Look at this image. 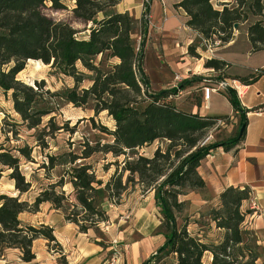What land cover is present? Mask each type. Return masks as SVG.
Returning a JSON list of instances; mask_svg holds the SVG:
<instances>
[{"label":"trees","instance_id":"obj_1","mask_svg":"<svg viewBox=\"0 0 264 264\" xmlns=\"http://www.w3.org/2000/svg\"><path fill=\"white\" fill-rule=\"evenodd\" d=\"M121 1L72 0L74 18L85 25L91 23L90 28L85 27L89 30L88 37L81 38L78 36L81 30L69 22L56 21L45 12L48 2L54 10L65 9L63 0H0V91L10 96L14 110L27 128L38 131L37 145L43 150L48 148L46 138H53L63 128L56 123L54 115L61 103L92 111L94 116L90 120L94 128H98L95 116L102 112L115 122L113 130L103 125L99 128L112 136L110 143L102 146L86 143L80 153L48 154L47 162L41 167L50 171L67 165V170L59 181L41 189L32 203L20 198L32 186L20 170V162L21 158L34 161L33 148L20 146L16 148L18 154H13L11 149L0 144V177L4 170H10L9 177L19 192L17 196L0 194V256L7 249H19L21 259L30 262L36 257L33 246L39 238L54 243L62 251L51 225L27 224L20 215L37 213L41 204L48 202L63 213L65 221L87 233L108 220L104 202L120 198L137 177L143 191L154 193L162 217L160 230L165 238L156 252L162 254V259L154 254L142 264H165L163 260L170 255L174 256L171 264H207V254L212 256L210 264H259L262 247L254 231L243 225L252 212L243 209L244 202L251 196L250 187H227L207 213L200 214L199 218L187 216L182 224L178 220L188 202L180 198L207 188L198 172L202 160L217 147L229 150L244 139L246 113L250 110L242 107L236 90L228 87L226 96L241 117L238 130L227 140L203 144L208 132L228 116H202L184 111L168 100L185 89L192 82L190 79L168 90L151 91L149 77L143 68V47L137 48L132 36L137 21L129 11L115 9ZM175 6L185 11L186 26L205 40L229 42L235 29L247 24L245 29L253 50L264 49V19H261L264 0H180ZM146 8L148 13L150 6ZM139 23L145 38L148 21L142 18ZM144 43L142 40L143 46ZM197 47L191 43L188 53L200 57ZM29 60H39L54 71L72 77L74 86L51 91L44 80H35L32 85L23 82L17 75ZM204 66L219 72L228 67V63L210 58ZM259 75L232 79L249 84ZM86 79L91 81L90 86L80 89ZM45 117L49 118L46 123L43 122ZM65 125L68 128V122ZM155 141H159V145L152 156L136 152ZM127 151L135 156L128 157L123 165L122 170L129 172L126 183L117 171L104 182L98 179L91 165L78 163L100 152L118 157ZM65 176L69 177L73 188L69 195L63 189ZM190 220L195 223L205 220V225L213 222L221 230V239H208L200 231H190Z\"/></svg>","mask_w":264,"mask_h":264},{"label":"rangeland","instance_id":"obj_2","mask_svg":"<svg viewBox=\"0 0 264 264\" xmlns=\"http://www.w3.org/2000/svg\"><path fill=\"white\" fill-rule=\"evenodd\" d=\"M63 3L66 5L65 9L54 10L48 2L46 4L45 12L56 21L71 23L75 28L81 30L78 33L79 37L87 38L89 30L85 29V27L90 28L91 23L85 25L74 18L72 14L74 3L72 0H63ZM152 3L153 0H124L119 8L121 9L122 7L133 6L129 12L137 22L132 36L136 47H143V68L149 77L151 91L168 90L181 83L184 79H190V71L188 68L193 67L192 64L197 62V59H204V61H206L207 59L214 58V48L219 41H208L197 34H193V40L191 43L198 46L196 52L200 57L191 56L188 53V46L190 44L186 47V52L183 53L184 49L181 48L176 41L182 40V38H171L162 33L160 27L161 24L159 21L157 23L156 19L160 16L163 23L165 13L163 14L160 10L157 11L156 7L152 11ZM147 5L150 6L148 13L146 12ZM215 5L218 7L216 2ZM173 7L176 9L175 6H170V8ZM152 13L154 17H152ZM142 18H145L149 25L148 34L145 38L140 32L141 26L139 22ZM262 18L264 19V17H261V19ZM151 27L152 33H150ZM246 27L247 24H243L242 28L245 29ZM142 40L145 41L144 46L142 45ZM187 58L188 60L190 58V61H192L191 64H184L187 62ZM204 63L202 64L201 62L198 64L199 66L197 69L199 71L205 72L204 69L206 67L204 66ZM78 67L81 66L78 65ZM177 76H179V79L176 80ZM201 76L202 75H200V77ZM17 77L23 82L31 85L34 84L35 80H44L47 88L51 91H62L65 88H72L75 84L72 77H68L54 71L51 69L50 65L30 60L27 62L24 70H22ZM234 77H236V75L231 74L225 68L222 71L212 73V76H210L207 81L209 85L206 86L215 87L217 89L221 82H225L227 85L222 86L218 89V91L222 89L226 91L228 87L235 89V84L240 87V84L243 83H239V80V82H237L236 79H229ZM224 78H228V80L226 81ZM90 84L91 81L86 79L81 83L80 89L89 87ZM181 93H183V90L179 91L178 95ZM237 94L239 97L241 96V93L240 95L239 93ZM178 95L169 97L168 100L175 103L174 101ZM210 103L212 115L228 116L227 119L219 120L217 125H215L208 132V134L212 136L209 141L212 142L226 137V134L228 133L227 131L229 130L230 125H232L231 123H233L238 115L230 111L232 109L231 103L223 93H213ZM54 115H56V123L63 128L56 132L53 138H46V141L49 143V147L43 150L37 145L36 135L38 134V131L27 128V126L22 122L20 115L14 110L10 96H7L0 91V144H3L6 148L11 149L13 154H18L16 148L20 146L29 145L33 148L32 157L34 158V161H28L25 158H21L20 162V170L25 175L26 179L32 182L29 192L21 195L20 198L22 200H27L30 203L35 200L41 189L51 183L59 181L66 173L67 165L57 166L50 171L41 167L42 163L47 162L48 154H61L69 151L80 153L83 145L86 143L94 146L99 143L102 146L105 143L112 142L113 139L112 136L99 129L101 125L106 126L110 130L115 128V122L107 115L106 112H102L95 116V123L98 128H94L93 122L90 120V117L94 116L92 111L76 108L73 104L61 103L59 111ZM48 119V117H45L43 122L46 123ZM66 122H68V128H66ZM234 132H237L236 126L234 128ZM158 145L159 141H155L149 146L137 149L136 152L140 155L150 157L153 155ZM132 156H135V154L130 151H127L126 154H122L118 157H115L111 153L105 154L100 152L89 159L79 160L78 163L91 165L98 179H102L104 182L109 181L117 171L118 174H122L123 183H126L129 172H124L122 168L125 164V160L128 157L131 159ZM9 173L10 170H4L2 172L0 177V194L5 193L10 196H17L19 195V192L15 189L14 181L10 179ZM68 181L69 177L65 176L66 183L63 189L66 191L67 195L72 194L73 192V188ZM217 197L214 199L210 198L205 204H200L197 201L195 203H191L190 201L186 202L183 212L179 214V224H182L187 216L192 217L196 213H207L212 205H216ZM180 200L182 201V197ZM103 207L108 216V220L101 222L95 229H90V236H83V238H85V240L89 238V241L98 244L99 247L102 248L104 256L99 264H102L107 260H112L113 257H115L117 250L120 249L123 251V259L117 264H127L129 260H127L128 249L126 247V243L129 244L132 239H137L139 237V232L137 231L138 229L153 226L154 223H156L155 216L160 213V211L156 207L150 192L143 191L137 177L134 181L130 182L128 189L121 195L120 198L114 197L113 202H104ZM57 215L64 217L62 212L54 209L52 205L47 202L41 204L39 212L22 213L20 215V219L24 223L35 226L41 224V221H54L58 224L60 222H58ZM204 221L205 220H201V222L196 226L193 225L194 223L190 224L192 227L196 229L201 228L207 233L208 229L205 227V223L207 222ZM212 238L213 236L208 237V239ZM45 241L49 250H54V254L58 256L59 263L67 264L65 256L62 254L63 249L61 251L54 243H48L47 240ZM260 252L262 256L261 262L264 264V248H262ZM18 253V250H5L3 255L0 256V264L6 263L3 262L4 255H8V259L11 262L10 264H14L17 260L16 257ZM156 257H161L162 259L163 256L162 254H156ZM6 258L7 257H5V259ZM170 261L171 258L168 257L163 260V263L168 264ZM205 262L208 263L206 257Z\"/></svg>","mask_w":264,"mask_h":264},{"label":"crops","instance_id":"obj_3","mask_svg":"<svg viewBox=\"0 0 264 264\" xmlns=\"http://www.w3.org/2000/svg\"><path fill=\"white\" fill-rule=\"evenodd\" d=\"M123 1L117 4L115 9L120 12L131 10L133 6L119 8ZM179 1L153 0L152 11L156 7L157 11L160 10L163 14L165 13L164 22L162 23L160 16L156 19V22H160L161 31L165 36L182 38V40L176 41L184 49L183 53H185V49L191 44L195 33L185 24L187 19L185 11L181 7L175 6ZM170 6H175L176 9L174 7L170 8ZM152 17H154L153 13ZM150 33H152V27L150 28ZM233 35L232 40L229 42L217 43L214 48V58L226 61L228 63L226 70L236 76L249 77L253 74L259 75L260 71H264V49L253 50L247 30L243 29L242 26L235 29ZM190 58L189 60L187 58V62L184 64H191ZM201 62L203 64L205 62L204 59H197V62L192 64L193 67L188 68L192 82L183 89L182 95L177 94L178 96L174 102L178 108L184 111L199 113L202 116H215V114H211V96L213 93H223L226 96V91L222 89L210 93L207 99L204 97L203 87L209 85L207 83L208 78L212 76V73L218 71L213 68H205V72L199 71L197 67ZM200 75L202 76L200 77ZM224 80L227 81L228 78H224ZM237 82L239 81L237 80ZM240 85L245 88L241 89V96L239 97L241 105L244 109L250 110L246 113L247 126L244 139L229 150L222 146L217 147L203 159L198 167V172L206 182V190L191 192L183 196L182 200L190 201L191 203L197 201L200 204H205L207 200L210 198L214 199L227 187H250L251 196L249 200L244 202L243 209H251L252 212L248 214L243 225L245 228L254 231L258 244L264 248V108H258L264 105V72L253 83ZM199 102L200 104H198ZM230 111L238 116L231 123L232 125L227 131L226 137L215 141L227 140L236 134L234 128L236 126L238 130V122H240L241 117L238 112L234 111L233 107ZM150 195L155 203L154 193L150 192ZM198 216L200 214L196 213L191 218H199ZM57 217L58 222H60L58 224L54 221L41 222L54 228L55 236L63 249L62 254L65 256L67 264H99L104 256L102 248L98 244L89 241V238L87 240L83 238V236H90V232H80L75 224L65 221L63 216L57 215ZM155 218L156 223L153 226L138 229L139 237L132 239L129 244L126 243L128 249L127 260L131 262L128 261L127 264H142L143 261L154 255L164 244L165 238L160 230L161 214L158 213ZM190 223H194L193 225L195 226L198 224L192 221ZM190 223L188 226L190 231L195 233L200 231L207 238L213 236L212 239H221V230L216 228L213 222L205 226L208 229L207 233L201 228L192 227ZM33 249L36 257L30 262H24L21 259L19 249H12L19 251L14 264H60L58 256L54 254V250H49L46 241L42 238L34 241ZM5 257L7 258L5 259ZM205 257L207 258V264H210L212 256L207 254ZM3 258V262H6L5 264L11 263L8 255H4ZM170 258L172 261L168 264L174 261L173 255H170ZM261 259L262 257L258 260L259 264H263Z\"/></svg>","mask_w":264,"mask_h":264},{"label":"built area","instance_id":"obj_4","mask_svg":"<svg viewBox=\"0 0 264 264\" xmlns=\"http://www.w3.org/2000/svg\"><path fill=\"white\" fill-rule=\"evenodd\" d=\"M179 79V76L176 77V80ZM226 86L227 83L225 82H221L217 89L215 87H204V96L205 98L207 99L209 96H210V93L213 92V91H218V89H220L222 86ZM235 86V89L237 90V93H241V90H240V87H238L237 84L234 85ZM241 86V85H240ZM175 87H177V85H175ZM210 138H212L211 135L207 134L203 140V144H206V143H209L210 141ZM123 259V251L120 249V250H117L116 254H115V257H113L112 260H107V261H104L102 264H117L119 263L121 260Z\"/></svg>","mask_w":264,"mask_h":264},{"label":"bare ground","instance_id":"obj_5","mask_svg":"<svg viewBox=\"0 0 264 264\" xmlns=\"http://www.w3.org/2000/svg\"><path fill=\"white\" fill-rule=\"evenodd\" d=\"M30 61H35V62H41V61H39V60H30ZM38 64V63H37ZM241 89H244L242 86H240V90Z\"/></svg>","mask_w":264,"mask_h":264},{"label":"water","instance_id":"obj_6","mask_svg":"<svg viewBox=\"0 0 264 264\" xmlns=\"http://www.w3.org/2000/svg\"><path fill=\"white\" fill-rule=\"evenodd\" d=\"M235 27H237V24L235 25ZM244 127H245V123H244L243 126L241 127V131L243 130Z\"/></svg>","mask_w":264,"mask_h":264}]
</instances>
